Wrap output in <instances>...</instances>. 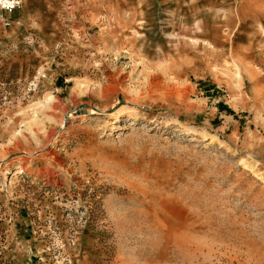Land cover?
<instances>
[{
	"label": "rangeland",
	"instance_id": "374dc122",
	"mask_svg": "<svg viewBox=\"0 0 264 264\" xmlns=\"http://www.w3.org/2000/svg\"><path fill=\"white\" fill-rule=\"evenodd\" d=\"M11 21L0 264H264V0H28Z\"/></svg>",
	"mask_w": 264,
	"mask_h": 264
},
{
	"label": "built area",
	"instance_id": "2783aa9c",
	"mask_svg": "<svg viewBox=\"0 0 264 264\" xmlns=\"http://www.w3.org/2000/svg\"><path fill=\"white\" fill-rule=\"evenodd\" d=\"M27 0H0V23L11 27L9 16L20 10Z\"/></svg>",
	"mask_w": 264,
	"mask_h": 264
},
{
	"label": "crops",
	"instance_id": "0c3cea01",
	"mask_svg": "<svg viewBox=\"0 0 264 264\" xmlns=\"http://www.w3.org/2000/svg\"><path fill=\"white\" fill-rule=\"evenodd\" d=\"M27 1H28V0H27ZM27 1H26V2H27ZM25 4H26V3H25ZM25 4H24V5H25ZM24 5H23V6H24ZM16 12H17V11H16ZM13 14H14V13H13ZM13 14L9 16L10 21L12 20V16H13ZM11 24H12V21H11ZM4 27H5V26H4ZM5 28H7V27H5Z\"/></svg>",
	"mask_w": 264,
	"mask_h": 264
},
{
	"label": "bare ground",
	"instance_id": "6f19581e",
	"mask_svg": "<svg viewBox=\"0 0 264 264\" xmlns=\"http://www.w3.org/2000/svg\"><path fill=\"white\" fill-rule=\"evenodd\" d=\"M256 162V161H255Z\"/></svg>",
	"mask_w": 264,
	"mask_h": 264
}]
</instances>
